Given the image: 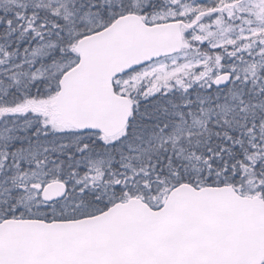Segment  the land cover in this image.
Returning a JSON list of instances; mask_svg holds the SVG:
<instances>
[{"label":"snow or ice","instance_id":"obj_1","mask_svg":"<svg viewBox=\"0 0 264 264\" xmlns=\"http://www.w3.org/2000/svg\"><path fill=\"white\" fill-rule=\"evenodd\" d=\"M0 264H264V0H0Z\"/></svg>","mask_w":264,"mask_h":264}]
</instances>
